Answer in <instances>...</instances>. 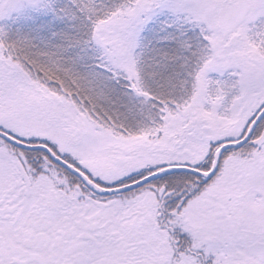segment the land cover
<instances>
[{"label":"snow or ice","instance_id":"snow-or-ice-1","mask_svg":"<svg viewBox=\"0 0 264 264\" xmlns=\"http://www.w3.org/2000/svg\"><path fill=\"white\" fill-rule=\"evenodd\" d=\"M0 264H264V0H0Z\"/></svg>","mask_w":264,"mask_h":264}]
</instances>
